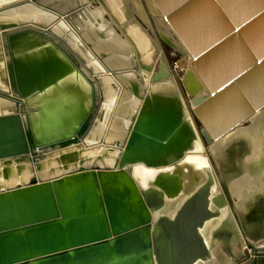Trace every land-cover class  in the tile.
<instances>
[{
    "label": "water",
    "instance_id": "1",
    "mask_svg": "<svg viewBox=\"0 0 264 264\" xmlns=\"http://www.w3.org/2000/svg\"><path fill=\"white\" fill-rule=\"evenodd\" d=\"M148 1L152 13L137 0L142 17L120 0L126 21L150 27L159 17L174 50L188 58L194 94L203 95L195 108L176 91L181 109L142 110L149 88L171 81H149L150 68L100 14L98 0L0 5V105L7 106L0 109V264H198L215 243L227 264H264V165L255 167L250 146L213 159L209 141L264 101L243 96L246 117L217 130L199 114L264 66V0ZM193 140L203 149H191ZM191 154L206 155L212 170L192 193L176 174L160 171L145 188L131 176L135 165L158 169ZM243 165L252 179L238 199L230 188ZM215 183L220 194L211 192ZM225 209L206 246L202 234Z\"/></svg>",
    "mask_w": 264,
    "mask_h": 264
},
{
    "label": "bare ground",
    "instance_id": "2",
    "mask_svg": "<svg viewBox=\"0 0 264 264\" xmlns=\"http://www.w3.org/2000/svg\"><path fill=\"white\" fill-rule=\"evenodd\" d=\"M11 1L15 0H0V5ZM98 1L100 3V14H108L110 22L118 29L123 41L129 45L133 55H137L136 61H138L139 64L150 68L148 71L150 77L149 81L152 79H166L171 81L170 85L166 84L163 86L150 87L146 94L145 101L142 104V110L148 111L154 105L159 103H170L181 109L184 101L181 100L180 96L175 94L176 91L183 93L184 100L187 101L190 108H195L200 103L203 95H201V93L194 94L197 84L192 76L186 73L188 68V58L186 56H182L180 60L174 64V69H171L167 62L161 43H164L167 47L172 48L173 50V46L176 48H178V46L176 42L168 36L169 31L165 25L162 24L159 17L154 15L152 16L153 20L150 21L151 25L154 23L156 27V35H154V28L152 29V26L141 27L131 21H126L127 15L122 10L120 0ZM129 1L134 5L136 4L137 9L142 17H144L145 9L143 10V5H139L137 0L132 2L131 0ZM145 4L148 10L152 13L151 5L148 0H145ZM98 16L99 15L96 17ZM96 17L94 16V18ZM76 27L81 30V37L79 40H86L85 28H81L82 26L80 24H77ZM95 28L103 31L104 26L102 23L97 22ZM158 60L160 63L159 68L156 67ZM104 65L111 66L109 61L104 62ZM181 71H183V74L181 76V82H179L177 79V73ZM120 83L124 85L122 80H120ZM239 90L240 91L236 88L232 89L221 98L206 105L199 112L203 121L212 130H217L219 124L223 125L225 122H231L230 125H232L243 119V117H246L248 106L243 96L249 97L251 102L256 106L264 101V66L259 71L244 79L240 84ZM0 109L6 110L7 106L0 105ZM118 112L121 113L120 110H118ZM263 113L264 108L258 110L220 138L216 139L209 137L210 145L214 146L211 150L213 159H218L222 153L227 152L228 147H231L230 149L233 151L234 149L243 150L250 146L255 152L253 156L255 157V167L262 168V165H264V127L261 121ZM245 124H249V126L245 128ZM187 127L188 126H186V128ZM190 148L193 150L203 149L199 140L191 141ZM261 149L263 151H261ZM231 151L229 153L230 156L228 157V163H231L233 158H235L233 154H231ZM221 158L222 156L219 160ZM104 163L109 165L111 164V161L107 160ZM241 168L246 171L251 170L252 173L251 167L243 165ZM160 171L169 174H176L182 180L187 193L194 192L199 185L203 184L207 178L208 172L212 174L209 159L203 154L185 155L177 162L158 169H147L142 165H135L130 168L131 176L142 188L147 187L153 180L154 176ZM21 177V180L28 179L26 172H23ZM194 177L198 178L195 180ZM16 181H20V179ZM242 184L243 185L239 186L238 189H231L232 195L238 199L243 196V189L246 190L248 184L247 180H243ZM211 192L213 194L221 193L217 183L212 186ZM164 209L167 213H170L171 203L167 200L165 201ZM226 214L227 209L223 210L219 218L212 221L209 225L208 233L205 234L206 242L209 239L208 234L210 231L225 219ZM211 264L227 263L221 253L217 252L214 254Z\"/></svg>",
    "mask_w": 264,
    "mask_h": 264
},
{
    "label": "crops",
    "instance_id": "3",
    "mask_svg": "<svg viewBox=\"0 0 264 264\" xmlns=\"http://www.w3.org/2000/svg\"><path fill=\"white\" fill-rule=\"evenodd\" d=\"M262 125L264 127V123H262ZM244 134H245V132H244ZM261 151H263V150L261 149ZM252 172H253V170H252ZM246 173L252 174L251 173V170L245 171L244 174L239 178V180H241V181L236 180L231 185L230 191H231L232 188L238 189L239 186L243 185L242 184L243 183V180H247V182H248L249 181L248 179H250V178L252 179V177L251 176H247ZM248 184H249V182H248ZM248 184L246 186V190L243 189V196H246L248 194V191H247L248 190V188H247L248 187ZM263 184H264V180H263ZM259 196H260L259 201L263 203L264 202V191ZM202 237H203V240L205 241V235L204 234H202ZM205 243H206V246H207L210 242L208 243V241L207 242L205 241ZM215 245L216 246H214L213 248L209 249V251H208L211 254L210 258L208 257L207 260H206V262H199L198 264H211L212 263V259L214 258V254L217 253V252H220L224 259H228L227 256L225 255L224 247L220 246V244H217V243H215ZM213 252H215V253L213 254Z\"/></svg>",
    "mask_w": 264,
    "mask_h": 264
},
{
    "label": "rangeland",
    "instance_id": "4",
    "mask_svg": "<svg viewBox=\"0 0 264 264\" xmlns=\"http://www.w3.org/2000/svg\"><path fill=\"white\" fill-rule=\"evenodd\" d=\"M151 26H152V29L154 28L153 29V32H154L153 34L156 35V31H155L156 30V27H155V24L152 23ZM161 47H162V50H163L164 55H165V58H166L167 62L169 63L171 69H174V64L177 63L180 60L181 55L179 53H177L175 50H173L172 48L167 47L164 43H161ZM159 64L160 63H159V60H158V63H156V67L157 68H159ZM182 74H183V71L177 73V79H178L179 82H181V76H182ZM248 126H249V124H245V128L248 127ZM211 146L210 145H207L205 148L206 149L207 148H211ZM147 169H152V168H147ZM239 181H241V180H239ZM246 252L247 251L245 250V253Z\"/></svg>",
    "mask_w": 264,
    "mask_h": 264
},
{
    "label": "flooded vegetation",
    "instance_id": "5",
    "mask_svg": "<svg viewBox=\"0 0 264 264\" xmlns=\"http://www.w3.org/2000/svg\"><path fill=\"white\" fill-rule=\"evenodd\" d=\"M246 251H247V250H246ZM247 252H248V251H247ZM247 252H246V253H247Z\"/></svg>",
    "mask_w": 264,
    "mask_h": 264
},
{
    "label": "built area",
    "instance_id": "6",
    "mask_svg": "<svg viewBox=\"0 0 264 264\" xmlns=\"http://www.w3.org/2000/svg\"><path fill=\"white\" fill-rule=\"evenodd\" d=\"M248 251V250H247ZM249 252V251H248Z\"/></svg>",
    "mask_w": 264,
    "mask_h": 264
}]
</instances>
